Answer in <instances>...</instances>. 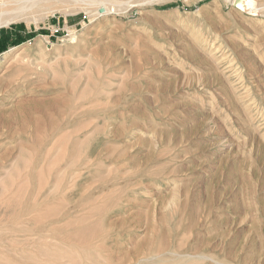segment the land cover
I'll list each match as a JSON object with an SVG mask.
<instances>
[{
    "label": "rangeland",
    "instance_id": "374dc122",
    "mask_svg": "<svg viewBox=\"0 0 264 264\" xmlns=\"http://www.w3.org/2000/svg\"><path fill=\"white\" fill-rule=\"evenodd\" d=\"M242 2L0 0V264H264Z\"/></svg>",
    "mask_w": 264,
    "mask_h": 264
},
{
    "label": "bare ground",
    "instance_id": "6f19581e",
    "mask_svg": "<svg viewBox=\"0 0 264 264\" xmlns=\"http://www.w3.org/2000/svg\"><path fill=\"white\" fill-rule=\"evenodd\" d=\"M244 1H245V0H244ZM241 3H243L242 0H241ZM244 4H245V2H244ZM240 5H241V4H240ZM242 5H243V4H242ZM246 5H247V4H246ZM103 10H105V8H103ZM247 10H248V9H247ZM5 54H6V53H5ZM5 54H4V55H5ZM34 106H35V105H34ZM29 109H30V108H29ZM30 112H31V111H30ZM18 114H19V113H18ZM19 115H20V114H19ZM33 117H34V116H33ZM26 118H27L28 120H31V119H32V117L29 116V115H27ZM30 118H31V119H30ZM22 120H23V119H22ZM26 122H27V121H26ZM38 122H39V121H38ZM66 220H67V218H66ZM60 223H61V222H60ZM69 228H70V226H69ZM61 230H62V229H61ZM69 232L71 233V231H69ZM70 233H69V234H70ZM74 233H76V232H74ZM74 233L72 232L73 235H74ZM77 233H78V231H77ZM77 233H76V234H77ZM67 237H68V235H67ZM63 239H64V238H63ZM63 239H62V240H63ZM64 242L66 243V241H64ZM185 262H186V261H185ZM185 262H184V263H185Z\"/></svg>",
    "mask_w": 264,
    "mask_h": 264
},
{
    "label": "built area",
    "instance_id": "2783aa9c",
    "mask_svg": "<svg viewBox=\"0 0 264 264\" xmlns=\"http://www.w3.org/2000/svg\"><path fill=\"white\" fill-rule=\"evenodd\" d=\"M0 33H1V28H0ZM4 53H0V61L2 59V56H3Z\"/></svg>",
    "mask_w": 264,
    "mask_h": 264
},
{
    "label": "water",
    "instance_id": "95a60500",
    "mask_svg": "<svg viewBox=\"0 0 264 264\" xmlns=\"http://www.w3.org/2000/svg\"><path fill=\"white\" fill-rule=\"evenodd\" d=\"M99 13H103V10H99Z\"/></svg>",
    "mask_w": 264,
    "mask_h": 264
},
{
    "label": "trees",
    "instance_id": "16d2710c",
    "mask_svg": "<svg viewBox=\"0 0 264 264\" xmlns=\"http://www.w3.org/2000/svg\"><path fill=\"white\" fill-rule=\"evenodd\" d=\"M0 53H2V52H0Z\"/></svg>",
    "mask_w": 264,
    "mask_h": 264
}]
</instances>
